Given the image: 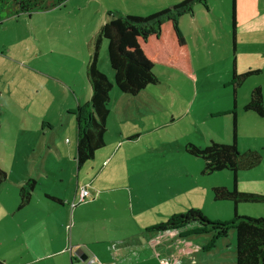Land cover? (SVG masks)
<instances>
[{
    "label": "rangeland",
    "instance_id": "374dc122",
    "mask_svg": "<svg viewBox=\"0 0 264 264\" xmlns=\"http://www.w3.org/2000/svg\"><path fill=\"white\" fill-rule=\"evenodd\" d=\"M183 1L68 0L60 7L20 13L0 24V100L4 117L16 125L14 136L4 129L1 139L6 146L0 148V159L11 189L12 182L28 175L37 181L31 203L6 219L11 225L0 216V242L19 236L25 239L24 233L28 238L44 237V223L40 222L49 216L43 209L53 204L61 212L67 208L83 214L80 218L77 215L76 223L82 221L85 226L80 233L75 232V241L85 243L79 249L97 257V264L116 258L120 248H125L126 258L136 256L135 249H141V254L144 243L151 246L154 257L135 264H181L187 255L193 262L197 252L207 255L205 248L214 250L213 242L216 245L224 238L216 241L213 233L196 234L197 224L176 231H152L173 215L196 209L211 221L229 222L237 208L239 215L264 217V201H216L213 186L232 188L235 173L222 170L204 174L205 161L187 151L190 143L199 147L212 141L232 143L236 89L239 148L242 152L259 150L263 156L257 167L238 172V186L242 191L264 195V116L240 109L242 103L250 101L253 89L264 82V73L258 69L260 73L250 75L240 86L234 85L235 60L240 75L256 70L257 65L264 67V0H237V52L233 0H193L191 10L179 18L189 45L192 76L179 67L157 63L154 72L158 82L136 96L116 86L109 41L104 39L99 69L114 86L106 145L80 169L76 151L75 156L65 153L60 165H53L54 174H44L42 179L38 176L43 165L56 160L47 153L50 138L57 139L63 148L77 144L73 114L77 98L73 91L85 95L84 103L90 101L88 65L94 38L111 20L109 13L148 17ZM253 24L259 27L252 28ZM149 52L155 60L161 56L179 66L169 46ZM256 116L261 123L256 122ZM43 120L53 127L46 125L42 130ZM31 143L36 146L30 147ZM85 188L91 195L72 207ZM48 193L63 204L49 198ZM50 214L56 219L57 213ZM70 223L73 225L69 217ZM232 232L236 231H230L231 237ZM133 258L125 264H134Z\"/></svg>",
    "mask_w": 264,
    "mask_h": 264
},
{
    "label": "trees",
    "instance_id": "16d2710c",
    "mask_svg": "<svg viewBox=\"0 0 264 264\" xmlns=\"http://www.w3.org/2000/svg\"><path fill=\"white\" fill-rule=\"evenodd\" d=\"M68 0H0V24L10 17L20 13L32 14L35 11H45L60 7ZM185 0L171 8L154 13L148 17L134 15H118L110 12L111 20L105 23L94 39L93 54L88 65V77L92 87V98L85 103H79L73 114L77 125V164L81 168L87 161L94 159L96 153L106 145L108 118L110 115L111 91L113 84L109 77L99 69L101 45L104 39L109 41L108 53L110 64L115 71L116 86L124 93L139 95L151 84L158 82L154 68L157 63L174 67L192 76V63L189 45L180 27V17L191 10V2ZM237 0H233V42L237 50ZM169 46L176 63L163 59L155 60L149 52L158 50L161 46ZM236 63V60H235ZM234 63V85L240 86L245 79L260 70H249L238 74ZM236 90V89H235ZM246 111L256 112L264 116V92L261 86L255 87L250 101L245 105ZM0 100V133H1ZM232 143H217L212 141L206 147L189 144L187 151L202 158L205 162L204 174L211 175L222 170L235 173L234 185L215 186L212 188L216 201L259 202L264 201V195L242 191L238 186L237 175L241 170H250L262 162L263 156L259 150L249 149L242 152L238 145L237 112L234 111ZM8 180V173L0 163V185ZM37 186L35 179L22 185L21 207L30 203ZM192 224L199 225L196 234L213 233L216 241L227 238L231 230L236 231L237 264H264V217L235 216L229 222L211 221L202 211L191 209L182 214L173 215L167 222L152 228L154 231H176ZM212 247H215L213 242ZM206 247L205 250H209Z\"/></svg>",
    "mask_w": 264,
    "mask_h": 264
},
{
    "label": "crops",
    "instance_id": "0c3cea01",
    "mask_svg": "<svg viewBox=\"0 0 264 264\" xmlns=\"http://www.w3.org/2000/svg\"><path fill=\"white\" fill-rule=\"evenodd\" d=\"M255 19L254 21H256ZM252 23V22H251ZM238 26V24H237ZM252 28L259 27L256 24L251 25ZM100 31V30H99ZM263 31H259V34H261ZM99 33V32H98ZM264 33V32H263ZM97 36V35H96ZM95 39V38H94ZM238 28H237V50H238ZM103 43V42H102ZM171 50V49H170ZM263 50V49H262ZM172 52V51H171ZM237 52V51H236ZM173 55V54H172ZM174 57V56H173ZM176 63V61H175ZM177 64V63H176ZM236 70H237V60L235 63ZM257 69H261L262 73H264V67H260L257 65ZM252 70L248 69L242 74L246 73L247 71ZM239 73V71L237 70ZM264 77V76H263ZM264 79H261L263 81ZM256 84V83H255ZM256 86V85H255ZM263 89L264 92V82L260 83V85ZM258 87V86H257ZM92 88V87H91ZM75 94V97L77 98V105L79 103H84L82 100L83 96H85L82 92L78 94L73 91ZM235 99H234V104H235V109L237 108V121L239 122V99H237V90H235ZM92 98V93L90 94ZM85 100V99H84ZM87 100V99H86ZM91 100V99H90ZM249 102V101H248ZM242 103L240 109L245 110L244 107L248 103ZM246 111V110H245ZM4 111L2 107V112H1V133H0V148L3 146H6L5 142L2 143L1 136L4 134V129L7 131H10L11 134L14 136L15 132V126L12 123H8L7 119L4 117ZM251 117V116H250ZM257 123H261L262 120L258 118V116L255 117ZM39 123V122H38ZM46 125H49L46 123V121L43 120V126L41 127L42 130L46 129ZM40 127V126H38ZM48 127H53L49 125ZM43 135H46L44 132ZM255 142H258V138L255 137ZM260 142V141H259ZM3 144V146H2ZM259 146H262L261 144H258ZM29 146H36L34 144H29ZM48 149L47 153L54 157L56 160H51L52 162L49 165H43L41 169L38 170V176L40 178H44V174H47V177H49V174H54V168L53 165L59 166V162L61 163L62 161V156L66 153V155H71L75 156L76 151H77V144L72 145V147L67 146V148H63L57 141V139H51L47 143ZM58 154V157H56L55 152ZM65 155V156H66ZM60 160V161H59ZM77 160V158H76ZM0 163L2 167L4 168V164L1 159ZM205 164V163H204ZM5 169V168H4ZM80 169V168H79ZM6 170V169H5ZM252 170V169H250ZM7 171V170H6ZM30 179H35L34 176L28 175L25 178L21 179L18 183L12 182L13 188H10V180H7L5 183L0 185V216L4 217L3 221L5 222L6 219L11 217L12 215H16L18 211L24 209L27 207L29 204H27L25 207H21V194L20 190L22 185H24L28 180ZM218 186V185H217ZM215 187V186H213ZM246 191V190H243ZM103 194V192L101 193ZM78 195V193H77ZM77 195L75 196L76 201ZM49 198L53 199L54 201L58 203H62L60 198H53V195L51 193H48ZM98 196L93 197L94 200H97ZM65 208V206H63ZM76 208V207H75ZM73 208L72 210H74ZM49 216V218L44 219L43 221L40 222V224H43V229L42 232L44 237L40 238L38 236H30L29 238L27 237V233H24L26 236L25 239L20 238V236L17 239H21L19 241L16 240H6V241H1L0 242V264H97L98 258L97 257H90V255L87 256V260H82L80 256H78L77 251L80 250L79 247L85 243L83 241H75V232L80 233L82 226H85L82 221H79V224H77V215L80 217H83V214L81 212H78V210H74L72 213L69 212V210L63 209L62 212L55 207V205L52 204V206H46L43 209ZM50 211H53V215L57 213L56 219H52L50 214ZM61 212V213H60ZM69 217L73 220V225L70 223L68 224ZM6 223V222H5ZM8 225H11L9 222L6 223ZM45 226V227H44ZM85 229V228H84ZM70 231V234L68 232ZM154 232V230H152ZM27 232V231H26ZM68 234V235H67ZM233 237H228L222 239L220 242H216V245L214 250H205L208 252L207 255H204L202 252H197L195 254V259L194 262L191 258V255H187L182 258V263L181 264H237V255H236V232H232ZM227 240V241H226ZM76 243L77 245H73ZM72 244V245H71ZM201 246L206 245L204 242H200ZM114 252H117V247L113 246ZM145 248L144 252H141L139 254V251L141 249H135V255L136 256H131L134 257L136 262H149L151 258L154 257V252L151 248V246L148 243L143 244V248ZM125 248H120V255H117L116 258L111 259V260H103L104 262L110 263L112 262L113 264H125L127 260H129L131 257L126 258V255H124V250ZM193 249L190 248L188 251H192ZM86 252V250H84ZM83 252V251H82ZM118 252V253H119ZM92 259H94L92 261ZM79 260H81L79 262ZM90 261L89 263L87 261ZM97 260V262H96ZM105 263V264H107ZM111 264V263H110Z\"/></svg>",
    "mask_w": 264,
    "mask_h": 264
},
{
    "label": "built area",
    "instance_id": "2783aa9c",
    "mask_svg": "<svg viewBox=\"0 0 264 264\" xmlns=\"http://www.w3.org/2000/svg\"><path fill=\"white\" fill-rule=\"evenodd\" d=\"M90 195L91 194H90V192H89V190L87 188L83 189L81 194H80L78 202L73 203L72 207H76L78 204H80L82 202H85ZM93 260L94 259H92V261Z\"/></svg>",
    "mask_w": 264,
    "mask_h": 264
},
{
    "label": "water",
    "instance_id": "95a60500",
    "mask_svg": "<svg viewBox=\"0 0 264 264\" xmlns=\"http://www.w3.org/2000/svg\"><path fill=\"white\" fill-rule=\"evenodd\" d=\"M77 254L82 260H87V256L82 252V250H78Z\"/></svg>",
    "mask_w": 264,
    "mask_h": 264
}]
</instances>
